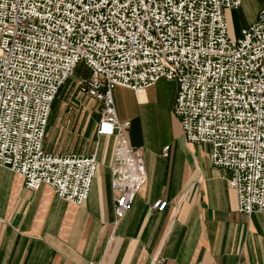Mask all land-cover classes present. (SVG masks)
Instances as JSON below:
<instances>
[{
  "label": "built area",
  "instance_id": "obj_1",
  "mask_svg": "<svg viewBox=\"0 0 264 264\" xmlns=\"http://www.w3.org/2000/svg\"><path fill=\"white\" fill-rule=\"evenodd\" d=\"M244 1L0 0V165L29 189L49 185L77 205L88 199L97 154L51 152L44 143L53 101L83 63L90 73L78 87L102 105L97 133L115 136L116 218L148 173L113 90L139 94L161 78L177 83L174 113L186 140L210 144L213 164L230 171L238 210L264 211V7L238 38L225 14Z\"/></svg>",
  "mask_w": 264,
  "mask_h": 264
},
{
  "label": "crops",
  "instance_id": "obj_2",
  "mask_svg": "<svg viewBox=\"0 0 264 264\" xmlns=\"http://www.w3.org/2000/svg\"><path fill=\"white\" fill-rule=\"evenodd\" d=\"M262 7L264 0H245L227 9L230 34L234 18L241 31ZM73 83L53 101L44 143L51 152L97 154L90 195L77 205L49 185L29 189L22 174L0 165V264H264V211L240 212L230 171L213 164L211 145L186 140L174 113L175 81L161 78L139 94L113 90L118 118L129 122L126 136L142 149L148 173L121 219L112 189L115 136L97 133L102 105L77 81L85 104L73 125L71 117L64 123L57 97L64 91L67 98ZM160 198L168 200L161 212L152 208Z\"/></svg>",
  "mask_w": 264,
  "mask_h": 264
},
{
  "label": "rangeland",
  "instance_id": "obj_3",
  "mask_svg": "<svg viewBox=\"0 0 264 264\" xmlns=\"http://www.w3.org/2000/svg\"><path fill=\"white\" fill-rule=\"evenodd\" d=\"M239 22L237 18H234L233 21V27L231 30V35L234 38H238L241 36V31L239 30ZM88 72L87 70H85V67L83 65V63H80L78 68L75 71V74L72 78H70L66 83H68L69 81H75V83H73V88L70 90L67 98H65L66 96H64V91L62 93L59 94V96L57 97V100L59 99L60 101V106H62V110L65 114H63L64 116V123H68V120L71 119V125H73L74 123V117H78V115H80L82 113V109L84 107V100H83V95L79 92L78 89H76V81L79 77H81L82 75H87ZM64 89V88H63ZM62 94V96H60ZM58 101V102H59ZM93 113L96 115L97 111H98V107L99 105L97 103L91 104ZM77 109V111H76ZM67 118V119H66ZM69 118V119H68Z\"/></svg>",
  "mask_w": 264,
  "mask_h": 264
}]
</instances>
